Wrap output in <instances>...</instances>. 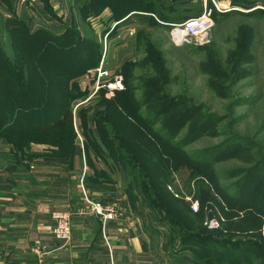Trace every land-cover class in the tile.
I'll return each mask as SVG.
<instances>
[{"label": "rangeland", "instance_id": "1", "mask_svg": "<svg viewBox=\"0 0 264 264\" xmlns=\"http://www.w3.org/2000/svg\"><path fill=\"white\" fill-rule=\"evenodd\" d=\"M213 2L238 9L216 14L205 43H174L166 23ZM102 61L122 90L96 89ZM64 103L70 123L25 135ZM0 120V142L90 147L156 221L161 251L264 264V0H0Z\"/></svg>", "mask_w": 264, "mask_h": 264}, {"label": "crops", "instance_id": "2", "mask_svg": "<svg viewBox=\"0 0 264 264\" xmlns=\"http://www.w3.org/2000/svg\"><path fill=\"white\" fill-rule=\"evenodd\" d=\"M69 148L19 138L0 142V264H39L33 249L58 248L51 213L81 208L80 184L96 198L122 206L125 215L108 224L109 245L101 238L98 218L74 215L71 240L41 264H188L169 250L161 251L156 221L145 210L127 206L124 190L103 178L109 171L88 146Z\"/></svg>", "mask_w": 264, "mask_h": 264}, {"label": "built area", "instance_id": "3", "mask_svg": "<svg viewBox=\"0 0 264 264\" xmlns=\"http://www.w3.org/2000/svg\"><path fill=\"white\" fill-rule=\"evenodd\" d=\"M235 9H238V7H233L228 2L226 4L213 2V7L205 6L198 15L188 17L178 23H166L170 27V37L172 41L176 44L191 43V41L193 40L196 43H205L207 41L206 37L208 31L213 27L214 24V13H225ZM125 20V18L119 20L114 24V27L118 23L123 22ZM129 30L130 29H128V32ZM111 32L109 31L107 35ZM197 40L201 41L199 42ZM102 63L103 61L100 63V67H98L96 70V89L105 87L110 92L122 90V76L119 74L112 75L107 70L102 68ZM83 200L86 202L85 207H81L75 211L59 209L54 210L51 213V217L54 221L52 227V236L55 240L59 241L61 245L54 250H50L49 247L45 245L33 249V252L37 257L39 264L43 262L44 258L47 255L53 253V251H58V249L60 250L71 240L72 217L74 215L89 214L96 216L102 223L103 240L106 244L109 245L108 237L105 235V227L108 225V222L114 221L119 218V216L121 215V210L114 205L102 204L98 201L89 200L87 195L85 194V190Z\"/></svg>", "mask_w": 264, "mask_h": 264}, {"label": "trees", "instance_id": "4", "mask_svg": "<svg viewBox=\"0 0 264 264\" xmlns=\"http://www.w3.org/2000/svg\"><path fill=\"white\" fill-rule=\"evenodd\" d=\"M261 10L262 9H258V11H261ZM128 14H130V13H128ZM216 14L217 13H214V18L216 16ZM126 16L127 15L123 16L120 19H124V18L126 19ZM186 18H188V17H186ZM181 21H178V22H181ZM178 22H176V23H178ZM172 23H175V22H172ZM36 101H37L38 104H40V106L43 105V103L42 102H39L37 99H36ZM60 109L62 110V113L60 114V117H58L56 119H54V118H47L45 120H33V121H31L32 123H31L30 126H25V129L28 130L29 132H32V133L39 132V133H43V134H49V133H52V132H56L57 129L63 128L65 126V125H63V123H67V122L70 123L71 120H72L71 110H70V108H68L65 105V103L60 105ZM0 122H2V120H0ZM90 150L92 151V149H90ZM223 259L224 258H219V260H223Z\"/></svg>", "mask_w": 264, "mask_h": 264}]
</instances>
